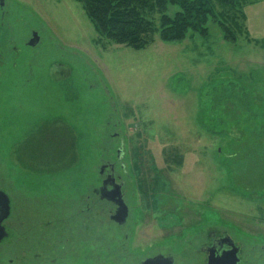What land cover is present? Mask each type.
Instances as JSON below:
<instances>
[{
    "label": "rangeland",
    "instance_id": "1",
    "mask_svg": "<svg viewBox=\"0 0 264 264\" xmlns=\"http://www.w3.org/2000/svg\"><path fill=\"white\" fill-rule=\"evenodd\" d=\"M5 1L11 24L21 23L25 29L26 22L43 37L32 72L40 79L27 93L38 108L36 114L35 109L26 113L16 107L18 94L13 96L6 83H0L1 95L12 97L5 103L7 128L23 132L17 144L24 163L19 157L21 166L16 157L11 160L20 167L15 179L27 196L46 192L54 183L67 189L71 182L77 196L85 175L87 188L99 166L114 161L121 139L124 162L138 173L130 169L126 185L137 218L132 249L141 243L138 253L145 254L152 245L148 236L158 239L164 224L176 232L214 224L261 250L264 0H237L240 6L233 8L213 0L221 13L215 21H238L240 28L233 27L235 42L226 41L211 20L207 36L166 43L155 35L140 50L99 35L76 0ZM176 10L169 6L167 12ZM23 72L20 64L17 72L5 74L21 77ZM52 114L58 118L56 124L49 123ZM29 117H37L32 124L39 126L30 136L24 132ZM24 166L36 172L40 167L54 169L50 175L27 174ZM136 175L154 187L159 184L154 191L160 203L157 199L155 206L147 207L152 206V217L133 189ZM17 239L18 233H10L0 243V264H19ZM102 246L91 240L67 259L68 264H99L105 257Z\"/></svg>",
    "mask_w": 264,
    "mask_h": 264
},
{
    "label": "flooded vegetation",
    "instance_id": "2",
    "mask_svg": "<svg viewBox=\"0 0 264 264\" xmlns=\"http://www.w3.org/2000/svg\"><path fill=\"white\" fill-rule=\"evenodd\" d=\"M9 15L7 2L0 0V83L5 82L13 96L18 94L19 102L13 105L21 107L26 113L35 109L36 114L38 108L30 102L27 93H31L33 84L40 79L32 72L34 73L38 59L35 50L43 42L42 33L37 28L26 26L27 23L22 20L25 29L20 27L21 23L19 26L11 24L8 21ZM22 32L24 33L21 34ZM34 34L38 38L35 44L32 41ZM20 64L24 70L21 77L6 76V70L17 72ZM1 93L0 91V216L5 214V217L0 224L7 236L0 243L8 239L10 233H18L15 243L21 253L18 257L19 264H68L67 259L77 256L80 248L86 249V243L91 240L103 245L105 257L100 259L99 264H264V246L258 251L244 238L214 224L177 232L171 230L169 224H164L157 233L158 239L153 240V236H148L152 245L144 251L145 254L138 253L141 243H136L134 249L137 251H133L131 241L137 218L128 203L126 189L131 180L129 174L132 168L127 167L124 162L125 151L121 139L114 151V161L109 159L101 164L94 181L89 182L87 188L85 175L82 192L78 191L77 196L73 182L68 184L67 189L62 184L54 187L57 185L54 183L50 184L46 192H36L34 197L27 196L19 188L17 178L15 179L19 166L11 160L12 156L16 157L20 166V161L24 163L20 156L23 150L17 144L23 141L17 139L23 132L12 133L7 128L5 110L8 108H5V103L9 104L12 97ZM54 115L50 116V124L57 123V116ZM48 116L49 114L41 117ZM36 118H28L29 126L24 132L29 136L33 132L32 128L39 129V126L32 124ZM114 136H119V133H114ZM4 159L7 160L6 163ZM9 166H13V171ZM24 169L27 174L50 175L54 167L51 171L40 167L37 172L25 166ZM132 170L137 173L135 166ZM137 175L136 188L133 189H136L139 200L145 202L144 211H148L149 217H152L149 210L152 206L147 207L155 206L158 198L155 197L154 189L159 184L154 187L153 182H142ZM157 203H160L159 199ZM157 211L160 213V207ZM27 254L31 257L28 258Z\"/></svg>",
    "mask_w": 264,
    "mask_h": 264
},
{
    "label": "trees",
    "instance_id": "3",
    "mask_svg": "<svg viewBox=\"0 0 264 264\" xmlns=\"http://www.w3.org/2000/svg\"><path fill=\"white\" fill-rule=\"evenodd\" d=\"M99 35L114 44L144 49L154 36L166 43L182 42L190 35H208V23L221 15L213 0H76ZM222 6H240L237 0H215ZM169 6L177 10L168 13ZM215 21L224 39L235 42L233 27L238 21L227 17Z\"/></svg>",
    "mask_w": 264,
    "mask_h": 264
},
{
    "label": "water",
    "instance_id": "4",
    "mask_svg": "<svg viewBox=\"0 0 264 264\" xmlns=\"http://www.w3.org/2000/svg\"><path fill=\"white\" fill-rule=\"evenodd\" d=\"M33 43L35 44L38 41V38L36 37V35L34 34V37L32 39ZM5 217V214H3L2 216H0V223L2 221V219ZM7 236V233L4 232V228L3 226L0 224V241L5 238Z\"/></svg>",
    "mask_w": 264,
    "mask_h": 264
}]
</instances>
